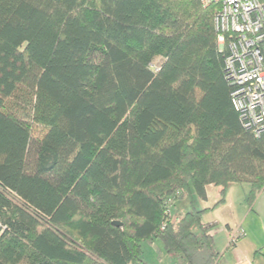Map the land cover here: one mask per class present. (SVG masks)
<instances>
[{
    "label": "trees",
    "instance_id": "1",
    "mask_svg": "<svg viewBox=\"0 0 264 264\" xmlns=\"http://www.w3.org/2000/svg\"><path fill=\"white\" fill-rule=\"evenodd\" d=\"M215 13L0 0V264H148L156 239L178 264H214L208 210L174 221L176 201L264 190V133L232 103Z\"/></svg>",
    "mask_w": 264,
    "mask_h": 264
},
{
    "label": "built area",
    "instance_id": "2",
    "mask_svg": "<svg viewBox=\"0 0 264 264\" xmlns=\"http://www.w3.org/2000/svg\"><path fill=\"white\" fill-rule=\"evenodd\" d=\"M214 7L215 29L225 72L233 91L232 103L246 130L264 133V0H200ZM242 230L230 233L235 247ZM240 264H250L245 261Z\"/></svg>",
    "mask_w": 264,
    "mask_h": 264
},
{
    "label": "crops",
    "instance_id": "3",
    "mask_svg": "<svg viewBox=\"0 0 264 264\" xmlns=\"http://www.w3.org/2000/svg\"><path fill=\"white\" fill-rule=\"evenodd\" d=\"M246 186H249L247 184H245ZM237 186H242V185H231L228 187L227 189V193H226V199H225V203L219 205L218 207H216L215 209H212L220 200V189L216 188L214 185H209L207 187V199L206 200H201L198 199V202L194 204V201L192 200L191 202V208H196L198 210H205L207 209L208 211L203 215V223L206 227L209 228L210 234L213 237V244L215 247V243L216 246L218 248V250L214 249V253H216L218 255V258L215 260L214 264H232L233 262H240V261H247L250 260L251 256L255 255V253L258 252V247L259 245L256 243L251 242V240L248 239V237L246 238L243 237L241 238L238 243L236 244L235 247H233L234 249L230 252L229 249H231V247H229L228 243H229V237H230V233L233 229L237 228V227H233L231 223H228V221H225L224 217H223V211L224 209H226L227 207L231 206V196L232 193L236 190L238 191L236 188ZM244 186V185H243ZM250 192V186H249V191ZM211 197H212V201H211ZM194 199V197H193ZM247 201H248V195H247ZM189 212V211H188ZM252 212H254V214H252ZM260 214L264 217V190L259 193L256 197V199L254 200V202L251 205L250 210H244L243 209V214H242V226H246L248 230L251 231L250 227L252 226L253 221H256L259 219ZM210 218H214L215 219V224H225L226 225V229H222V230H218V229H213V227L215 225H213V223H211V219ZM251 224V225H250ZM219 234L221 236V239L219 237V239L217 240V237L219 236ZM160 240L156 239L153 240L152 242H148L150 243L152 246L155 245V243L159 242ZM219 244V247H218ZM220 250L222 251V254L220 255ZM230 253L231 257L229 260H225L224 255H228ZM174 264H178L176 257L173 258ZM233 263V264H234Z\"/></svg>",
    "mask_w": 264,
    "mask_h": 264
},
{
    "label": "rangeland",
    "instance_id": "4",
    "mask_svg": "<svg viewBox=\"0 0 264 264\" xmlns=\"http://www.w3.org/2000/svg\"><path fill=\"white\" fill-rule=\"evenodd\" d=\"M159 62V61H158ZM158 62L156 64H158ZM238 191H234L231 196V206L227 207L223 211V217L225 221H228V223H231L233 227H237L233 229V231L242 230L243 237H248L251 242L256 243L259 245L258 252L255 253V255L251 256L250 260H247L250 264H264V217L260 214V217L258 220L253 221L252 226L250 227L251 231L247 229L246 226H242V214L243 209L250 210L251 203L247 201V195L249 196V186L242 185L237 186ZM211 197V201H212ZM194 204L198 202V199L196 195H194ZM191 199L189 197H185L183 199H179L176 201L175 205L172 207L171 213L173 220L175 221L180 215L188 212L191 210ZM254 214V212H252ZM211 223L215 225L213 229H226V225L219 223L215 224V219L210 218ZM242 224V225H241ZM251 225V224H250ZM222 234L217 237V240L221 239ZM230 240V238H229ZM143 245V251H144V259L148 264H174L173 258L174 256L172 254L167 253L165 250L163 243L161 241L155 243L154 246H152L150 243L145 242ZM229 245V243H228ZM219 247V244H218ZM214 249L218 250L216 243ZM234 248L231 247L229 251L231 252ZM220 255L222 254V251L220 250ZM230 253L228 255H224L225 260H229L231 257ZM234 263V262H233ZM232 263V264H233ZM243 263V261L236 262L234 264H240ZM223 264V263H222Z\"/></svg>",
    "mask_w": 264,
    "mask_h": 264
},
{
    "label": "water",
    "instance_id": "5",
    "mask_svg": "<svg viewBox=\"0 0 264 264\" xmlns=\"http://www.w3.org/2000/svg\"><path fill=\"white\" fill-rule=\"evenodd\" d=\"M113 225L116 226V227H122V224L119 223V222H114Z\"/></svg>",
    "mask_w": 264,
    "mask_h": 264
}]
</instances>
